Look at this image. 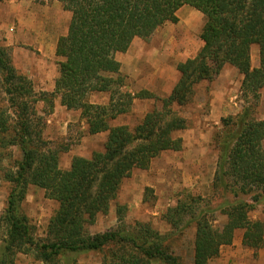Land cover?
<instances>
[{"label": "trees", "instance_id": "16d2710c", "mask_svg": "<svg viewBox=\"0 0 264 264\" xmlns=\"http://www.w3.org/2000/svg\"><path fill=\"white\" fill-rule=\"evenodd\" d=\"M43 1V0H42ZM71 13L68 33L60 37L56 55L63 60L55 91L37 99L31 83L17 74L9 51L0 46V75L5 92H25L22 111L13 123L11 115L0 109V147L18 145L23 154L14 170L0 177L12 186L2 220L7 229L0 264H14L18 254L32 255L42 264H59L67 253H106V264H182L173 253L163 248V238L150 224H140L139 231H109L92 235L89 228L98 215H107L124 180L135 169L147 170L152 161L167 151L180 152L183 139L178 134L187 129L186 119L175 108L190 103L194 88L212 82L226 65L243 76L241 92L256 103L244 109L233 124L230 145H224L216 179L239 196L251 195L252 202H237L224 209L228 223L214 228L205 213L178 205L168 222L175 226L184 214L197 224L194 264H210L221 249L233 243L238 231H244L243 245L259 249L264 245V223L250 219L261 192L264 195V120L252 115L264 88V0H56ZM190 5L202 13L206 23L200 34L204 47L198 56L178 66L181 74L172 93L165 98L148 91L132 93L126 89L127 77L115 60L126 53L136 39L149 41L167 23L178 24L177 12ZM259 48V66L251 63V49ZM95 94L109 95L108 105L89 101ZM53 106L55 97L70 111H80L89 134L108 132L103 152L90 159L75 157L69 170L59 167L58 151L43 149L34 142L38 124L28 116V100ZM50 97V98H48ZM154 100L158 107L137 126L110 127L109 123L132 111L134 102ZM12 106H16L12 101ZM230 122V121H229ZM40 133V131H39ZM44 144L43 140L39 141ZM221 185V186H222ZM30 186L45 191L46 197L59 208L48 226L45 241L34 238L29 218L20 212ZM189 210V211H188ZM124 208L117 210L119 221Z\"/></svg>", "mask_w": 264, "mask_h": 264}, {"label": "rangeland", "instance_id": "374dc122", "mask_svg": "<svg viewBox=\"0 0 264 264\" xmlns=\"http://www.w3.org/2000/svg\"><path fill=\"white\" fill-rule=\"evenodd\" d=\"M71 17V13L65 11L63 5L56 0H0V46L9 51L17 74L31 83L37 99L42 94L55 91L60 65L63 63L56 55L57 43L60 37L67 34ZM205 23L204 18L203 25ZM165 26L153 37L167 33L176 38L181 35L182 38L187 34L188 45H193L192 42L198 40V35H193L194 33L180 32L177 26ZM168 27H171L170 31ZM259 56V48L253 46L252 67L259 66ZM242 81V74L226 65L212 82L206 81L194 88L190 103L182 108H175L179 116L187 121V129L179 134L180 137H185L182 151H167L154 159L149 169H135L131 177L123 181L116 200L111 203L109 214L98 215L96 223L89 228L92 235L116 230L136 233L140 224H150L162 236L165 251L177 256L182 264H194L197 224L192 216L184 214L183 221L174 227L168 222L170 217H174L170 211L178 205H187L189 210L193 208L197 213H205L214 228L221 230L228 223V217L223 214L224 209H230L237 202H252V194H239L235 197L230 190L225 193L223 185L216 179V172L222 162L221 156L225 152L224 145H230L234 139L233 134L238 131L233 124L243 115L246 107L256 103L243 96ZM130 86L137 91L134 81H131ZM24 93H21L22 96L17 92L7 94L0 75V109L9 112L14 124L27 99ZM158 96L167 95L161 93ZM216 98L217 101L220 98L224 101L222 106L214 107L213 101ZM34 99L36 98L32 96L28 100L27 109L29 118L34 124H38L34 142L43 149L52 148L59 152L61 170H68L75 157L90 159L93 152L103 150L105 137L88 135L87 125L80 111L67 110L61 105L59 97H55L51 107L42 101L34 103ZM12 101L16 106H12ZM90 101L105 105L109 102V97L95 94ZM137 109L138 112L134 115L123 118V123L130 128L140 123L144 113L141 106L138 105ZM252 117L258 121L264 120V88ZM41 140L44 144L39 143ZM196 147L200 152L193 150ZM196 153H201V157L196 156ZM0 157L3 173L14 170L23 154L18 145L7 144L4 148L0 147ZM11 191V184L0 177V258L7 237L2 217ZM256 193L260 195L257 209L258 205L264 203V195L259 191ZM58 208L59 205L47 198L43 189L29 187L20 212L29 218L34 228V238L47 240L50 220ZM120 208H124L122 221H119L117 215ZM253 212L250 213L251 220ZM243 235L244 231H238L233 243L240 244ZM227 249L230 247L224 248V251ZM221 258L219 256L214 259L213 264H223V261L218 262ZM57 261L59 264H106L107 260L105 252H86L67 253ZM14 264L42 263L32 255L18 254L14 258Z\"/></svg>", "mask_w": 264, "mask_h": 264}, {"label": "crops", "instance_id": "0c3cea01", "mask_svg": "<svg viewBox=\"0 0 264 264\" xmlns=\"http://www.w3.org/2000/svg\"><path fill=\"white\" fill-rule=\"evenodd\" d=\"M177 17L179 19L178 24L168 23L166 26H177L180 32L184 31L188 34L194 33L193 35H198V40L197 42L194 40V42H192L193 45H188L190 43H187V34L185 33V35H183L182 37L183 40L181 38V35H178L176 38L175 36H171L166 33L164 36L156 35L152 37L148 42H144L141 39H136L126 53H117L115 55V60L121 65V73L127 77L126 82L128 86L126 87V89L128 91L134 94L139 93L140 91H148L157 96L159 94L161 95V93H164L165 95H167L165 97H168L181 78V74L178 71L179 64L185 63L188 60L195 59L201 49L204 47V42L200 38V33L202 32V29L204 27V15L190 5H185L177 12ZM159 30H161V28H159L155 32V34L159 32ZM168 30L170 31L171 27H168ZM65 35L67 34H64L63 36ZM192 49L193 51L191 52ZM222 76L225 75L222 74ZM131 81L135 82V85L138 88L137 91H134L130 86ZM159 97L165 98L164 96ZM90 102L93 103L92 101ZM108 103L105 105H108ZM223 103L224 101L221 98L218 99V101L217 98L213 101L214 107L222 106ZM138 105L141 106L143 108L142 111H144V113L141 115L140 123L148 113L152 112L154 108L159 106V104H156L154 100L136 99L132 111L127 115H134L135 113H137ZM125 116L126 115L120 116L116 120L110 122V127L129 126L123 123V118ZM119 121H121V123ZM84 123H86V120H84ZM87 132L89 136H104L105 141L107 142L108 132L91 135L89 134L88 126ZM182 139L184 140L185 137H183ZM104 148L105 145L102 151L93 152L92 156L94 153L103 152ZM193 150L199 151L197 147ZM201 153H196V156L201 157ZM252 216L253 220L261 221L264 223V203L258 205ZM226 247H230V249L224 251V248ZM220 256L222 258L218 262L223 261V264H264V245L257 250L245 247L243 245V238L241 237L240 244L235 242L229 246L223 247ZM213 262L214 260H212L210 264H213Z\"/></svg>", "mask_w": 264, "mask_h": 264}]
</instances>
